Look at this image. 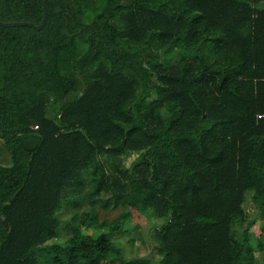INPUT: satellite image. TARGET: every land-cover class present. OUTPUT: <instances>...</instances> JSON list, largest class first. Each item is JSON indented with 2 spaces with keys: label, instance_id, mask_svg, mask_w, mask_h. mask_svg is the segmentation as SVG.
Instances as JSON below:
<instances>
[{
  "label": "trees",
  "instance_id": "16d2710c",
  "mask_svg": "<svg viewBox=\"0 0 264 264\" xmlns=\"http://www.w3.org/2000/svg\"><path fill=\"white\" fill-rule=\"evenodd\" d=\"M45 5L40 30L0 26V264H143L108 234L148 233L152 217L163 264H253L264 0ZM0 18L38 24L40 0H0ZM173 48L188 56L163 67ZM102 192L124 207L109 223L81 209ZM62 204L81 214L56 243Z\"/></svg>",
  "mask_w": 264,
  "mask_h": 264
},
{
  "label": "rangeland",
  "instance_id": "374dc122",
  "mask_svg": "<svg viewBox=\"0 0 264 264\" xmlns=\"http://www.w3.org/2000/svg\"><path fill=\"white\" fill-rule=\"evenodd\" d=\"M188 56L187 52L173 48L163 54L160 58V64L163 67L173 64L181 57ZM153 98V97H152ZM138 153H128L121 158V165L123 168H131L134 163L139 159ZM107 193H100L98 196H94L88 199L82 206V210H88L93 207L97 214V220L99 222L109 223L124 210L121 204L110 202L107 200ZM251 193L247 195V201L244 205V209L249 215V218H256L255 224L249 228V242L254 250V263L264 264L263 253L259 250L258 245L264 244V221L258 219V210L250 200ZM81 210L72 211L65 204L61 205L56 215L60 221V231L57 239L52 242L62 243L71 235V228L75 226ZM160 219H151V227L146 233L140 228H131L130 232L126 235L121 233L108 234V238L113 243L120 245V252L127 260L144 259L143 264H163L161 257L157 252V246L153 240V226L154 223L159 222ZM243 228H238L237 233L241 234Z\"/></svg>",
  "mask_w": 264,
  "mask_h": 264
},
{
  "label": "water",
  "instance_id": "95a60500",
  "mask_svg": "<svg viewBox=\"0 0 264 264\" xmlns=\"http://www.w3.org/2000/svg\"><path fill=\"white\" fill-rule=\"evenodd\" d=\"M40 3L42 6V18L38 24H34L31 22H25V21L4 22L0 18V26H2V27H25V26H27V27L34 28L35 30H40L44 26V24L46 22V18H47V8L45 5V0H40Z\"/></svg>",
  "mask_w": 264,
  "mask_h": 264
}]
</instances>
